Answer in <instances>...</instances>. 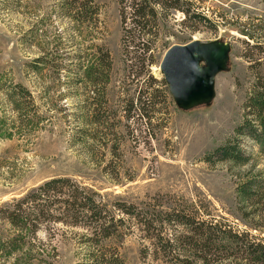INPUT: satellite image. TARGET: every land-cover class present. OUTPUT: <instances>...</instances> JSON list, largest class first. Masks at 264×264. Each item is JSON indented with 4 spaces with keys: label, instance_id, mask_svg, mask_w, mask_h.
Instances as JSON below:
<instances>
[{
    "label": "rangeland",
    "instance_id": "1",
    "mask_svg": "<svg viewBox=\"0 0 264 264\" xmlns=\"http://www.w3.org/2000/svg\"><path fill=\"white\" fill-rule=\"evenodd\" d=\"M84 1L93 6L94 22L78 24L73 18L76 11L71 14L63 0H0V77L23 84L34 96L42 118L32 129L13 128L17 113L0 89V120L12 134L0 138V206L53 178L70 177L111 204L141 208L185 200L203 206L205 218L226 219L243 230L238 218L245 205L236 190L250 166L207 159L235 138L243 122L257 69L245 57L252 44L248 47L243 42L240 29L264 19V0H189L192 13H202L210 23L173 12L157 26L145 27L137 23L130 0L124 8L125 24L119 0ZM154 8L165 15L162 7ZM125 30L158 31L148 54L153 64L143 60V47L127 50ZM195 40L229 41L231 62L228 71L216 78L213 102L182 111L168 85L161 82L159 66L170 47ZM103 52L110 56L109 82L96 86L79 79L78 67H95ZM38 58L46 64L34 70L31 66ZM240 140L245 154L257 158V146ZM256 162V170H264V161ZM115 215L127 225H121L117 239L103 242V251L118 254L126 264H163L154 259L153 246L137 222ZM11 230L0 222V234L10 236ZM93 236L92 231L47 226L32 241L36 254L30 260L33 264L41 259L52 264H86ZM19 256H0V264H16Z\"/></svg>",
    "mask_w": 264,
    "mask_h": 264
},
{
    "label": "trees",
    "instance_id": "2",
    "mask_svg": "<svg viewBox=\"0 0 264 264\" xmlns=\"http://www.w3.org/2000/svg\"><path fill=\"white\" fill-rule=\"evenodd\" d=\"M63 1H67L71 14L72 10L76 11L73 18L78 24L94 22L93 6L90 2ZM119 2L124 10L129 1ZM156 6L162 7L165 15L158 14L154 8ZM130 7L135 10L137 23L143 27L149 24L157 26L162 18L170 16L173 12H183L186 19L198 23H210L202 13H192L193 7L189 0H144L139 3L137 0H130ZM122 18L125 24V10ZM240 30V34L245 38L243 42L248 47L252 44L245 57L252 63V69H257V79L244 104V119L235 130V138L217 148L207 161L250 166L239 180L236 190L240 202L245 205L238 218L244 225L243 230L224 218L222 221L205 218L203 206L195 207L185 200L177 205L166 204L167 209L164 204H145L141 208L123 202L111 204L93 189L70 177H60L44 182L6 206H0V222L12 227L10 236L0 234V256L10 259L20 255L16 264H33L30 259L36 252L32 241L36 239L37 233L47 226L63 225L93 232V238L89 239L92 253L86 264H126L118 254L107 255L102 246L104 241L117 239L122 235L121 225L126 227L127 221L122 222L120 218H116L115 214L120 213L137 222L144 239L153 246L154 259L163 264H264V170H256V160L264 161V19L262 18L259 24L246 23ZM158 35V31H139L135 34L125 30L127 50L130 47H143V60L153 64L154 59L152 56L148 57V54H151ZM131 53L134 54L128 51V54ZM44 61L43 58H38L31 67L38 70L39 65L46 64ZM109 61V54L103 52L95 67L84 69L79 66L77 76L82 81L87 79L96 86L107 84L111 70ZM53 65L56 69L61 67ZM2 78L1 76L0 89L10 99L17 113L13 128L25 131L38 126L42 118L36 111L32 93L21 83ZM161 82L167 85L164 79ZM8 127L4 120H0V138L12 136ZM241 138L257 146V158L245 154L241 148ZM124 234L126 235V232ZM37 264L52 263L41 259Z\"/></svg>",
    "mask_w": 264,
    "mask_h": 264
},
{
    "label": "water",
    "instance_id": "3",
    "mask_svg": "<svg viewBox=\"0 0 264 264\" xmlns=\"http://www.w3.org/2000/svg\"><path fill=\"white\" fill-rule=\"evenodd\" d=\"M232 45L229 41H192L174 45L164 54L160 72L176 106L182 111L209 106L216 96V78L228 71Z\"/></svg>",
    "mask_w": 264,
    "mask_h": 264
}]
</instances>
